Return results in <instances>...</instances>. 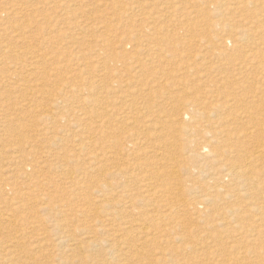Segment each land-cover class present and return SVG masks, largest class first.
<instances>
[{
    "label": "bare ground",
    "instance_id": "bare-ground-1",
    "mask_svg": "<svg viewBox=\"0 0 264 264\" xmlns=\"http://www.w3.org/2000/svg\"><path fill=\"white\" fill-rule=\"evenodd\" d=\"M167 1H169V0H167ZM186 1H184L182 4L184 5V3ZM202 1L203 0H199L198 2L197 1L191 2V0H188V3L190 4L189 9H191V10L187 11V9H186V11H184V9H183V13H187L188 15L189 14H192V15L196 14L197 12L195 13L194 12L195 10L193 11V9L194 8L196 9V7L201 6L200 2H202ZM206 1L208 2L209 0H205V2ZM233 1H235V0H232L231 2L226 1L223 3H220V2L217 3V9H215V10H217V12L218 11L221 12V14L223 15L222 18H223L224 22H223V26H222L223 27L222 32H221V34H216V33L212 34L213 32L210 33V31H209L207 33L208 35L206 37L204 36L205 39L207 38L206 39L207 41L206 40L205 41L208 43L207 45L209 48L212 49V51L208 57H206V55H202L204 57L202 58L201 61L191 63L192 65L190 67L189 66L187 67V70L189 69L188 72H191V74L189 73L191 79H189V76H186V78H188V79L185 81L186 82L189 81L193 85V90L190 93V95H192V97L189 96V99L187 100V102H183L181 107L179 104H176L174 107V111H173L174 117L171 116V118H170V119H175V120H171V124L167 123V124H169L168 127L163 126L165 128L164 130L168 131L169 129L167 130V128H170L169 131H171V128H174L176 126V124L178 123L177 122L175 124V121H177V120L181 121L182 123L179 122L178 124L181 123L182 125L181 126L179 125L178 129L181 128L180 131L182 130L183 133L188 134L189 141L192 143L191 144L192 146H190V152L194 153L196 156L211 155V161H210V159H208V161L211 162V163H209V165L210 164L211 165L210 166L208 165V168L205 170H202V171L199 170L200 174H204L202 176L206 177V179H204L205 181L202 182L203 184L205 183V186H201L199 184L198 181H200V180L196 181L197 179H200V177H198L196 179H192L195 181L194 184L195 183L199 184V186H200L199 188H201L203 190L202 191L200 189L201 191H199L202 193V195L198 197L199 198L198 201H197V198H192L193 196H197L195 193H196V191L198 192V190H199V188L197 187L198 185L197 186L195 185L196 187H194V188L191 187L192 189H187V186H186L188 184L187 182H189V180H191L192 172L194 170H196V168H194V166H192V167L188 166L187 169H185L186 174H187V176H186L187 178L185 180H182L183 178H180V176H179V174H181V173H179L180 170L176 169L177 166H179L178 165L179 163H177V161H176L178 159H176L175 156L173 154H171V152L174 153L175 151L168 152L169 153L168 155H167V153L165 155L163 153V151L161 152L162 154H164V157L165 156L168 157L167 162H165V161H163V162H165L166 165H169V168H167L168 167L167 166L166 168L161 169V168H156L157 166L159 167V165L154 167L151 164H145L146 162H148V158H149V155H148L147 161H145L144 164H141V165L136 167V169H138L140 171V173H138V174H136V173L134 174L133 169L131 172L128 171L127 168H128L129 164L126 167H122V168H120L118 165L117 166L119 168L112 167L115 169L113 172L110 169V167L112 165H111V163H109V160H108L109 154L112 153L113 151H116L115 153L118 155L119 151L121 153L122 151H124L126 148H128L130 146L135 147L137 144H139V141H141L140 138L143 135H145L144 132H147L145 130L143 132L144 134L142 133L141 134L142 136L139 137L140 136L139 133H141L143 130L140 131L139 133H138V130H137V132L135 131V132L131 133V130L125 131V130L118 128V127L115 128V126L117 125L118 122L128 121V123H130V124L139 123V120L142 121V119H138V117L142 118V116L145 117L143 119H146V116H144L143 114L148 113V112L150 114L151 110L154 109L155 103L153 102L154 104H152V103L148 102L145 97L151 96L153 93L155 94L153 88H154V84L156 83V81L158 79L155 77L159 76V74L163 75L162 72L153 71L151 69L152 63L154 61H157L159 63L165 62L167 64L170 61H173L174 63H176L175 61L181 58V53L177 54L176 52H174L176 49L175 45L177 44L178 47L182 46L180 38H176L177 37V35H175L176 31H175V33H173L174 35L172 34L173 36L171 34H169V30H167L166 32H162L163 31L162 29H164L167 24L164 26V28L158 27V25H156V26L153 25V27H154L153 29H152V27L150 30L147 29V30L152 31V32L145 33L146 35H143V37L141 39L142 44H139V46H138V44H136V45H129L128 44V46L131 49L130 50L131 54H133V57L137 56V58H136L137 64H135L136 65L135 67L132 66L135 63L134 61H133L134 63L132 65H130V64L126 63V60L124 61L123 58L119 57V55L122 53L117 52V55L115 54L114 56H109V60H108L107 57H105V55H106L105 51L109 48V45L108 46H105V45L112 43L114 41V38H117V33L119 30H121L120 27L122 26V24L121 25L115 24L116 26L111 24L112 26L111 25L110 26H108V25L104 26L103 32H104L105 36H103L101 39H99V40H101L102 44L97 50V54L95 56L96 58L94 59L95 61L94 60H92V61L85 60L86 63L83 66L84 69L79 70L81 72L80 79H79L80 84L77 81V74L73 75V77L71 79L72 81H67V80H65V77L62 76L61 81L62 82L64 81V84L62 85L61 88H58L57 91L53 88L50 92H47V93L43 92L46 94V96L48 95V97H47L48 99L45 102L46 106H44L43 108H39L41 116H40V119L34 125L35 129L27 128V127L21 125L19 130H18V134L15 136V138H13V139L5 138V140L0 139V145L3 144L4 148H6V147L9 148L8 149L9 150V156L7 157L9 159L8 160V166L6 168L0 167V169H1L0 170V211H2L1 208L4 206H5V208L9 207L8 208V210H9L10 205L7 206V204L14 205V207L11 209L12 213L9 211V213L14 214V215L8 214L5 221H8L9 223L14 222L18 217L17 214H15V213H17L20 209L27 207L26 203H22L18 200L20 191L13 192V189H18V188L21 191H22V189L28 191L26 194H33L34 192L37 191L38 195L36 196V200L34 201V204L40 210L48 211L49 215H52L54 217H56V216L66 217V216H68V213L66 212V210L74 211L75 212V214H74L75 221H78V222H81L80 217H83L86 214H89L88 213L89 209H90L89 207L91 205L99 204L101 206L100 208L97 207V209H96V206H94L95 207L94 211L97 210L98 212H96V213L98 215L92 217L91 216L92 212H91L90 216L93 219L91 220V222L89 221V223L86 222V224H84V227L82 229V231H83L82 235H84V239L82 238L80 240L77 238H73V239L70 238L69 240H66L67 236H65V235H63L59 238L60 242H67V250H66L67 258L61 264H126L125 262H127V261L130 262L132 260L136 261L138 264H144V262L148 263V261H152L151 264H158L159 260L162 261L165 258L159 259L157 257V254L154 255L151 251L146 249L145 244H147L150 241H156L158 239L161 242L162 241L166 242L165 238L170 235L169 231L175 230L176 227H178L179 229L185 230L186 225L184 224L183 221H180L179 214H178L179 211H189V208L192 207L194 209V213L192 212L193 214H191V216L192 215H193V217L196 216V219L201 220V215L208 212L209 210L212 211L216 207V202L218 200L225 202V201H228L229 199L237 198V199H239L238 202L240 201L242 203L247 202V201L243 202L244 201L243 199H245V200H247V199L251 200L252 199L251 203L254 200L258 201L257 203L255 202L256 205H258L260 203H264V96H258L261 93L257 95V92L250 91L251 89L255 90V88H251V86H253V85H251L249 83V79L253 76L252 75L249 78L250 71L252 68H257L258 69L257 71L260 70L261 74L264 73V38L260 40V38L264 37V35H262V33L264 34V30H262V29H264V27H263V25L262 26L260 25L261 24L260 20L264 19L263 18L264 15H262L264 12L262 14L258 13V11H260V10L262 11L261 8H263V6L262 7L260 6L261 4L259 5L260 6L259 8L257 7L258 4H256V2L259 0H257V1H255V0H242L241 2L238 1L237 5H236L237 1L235 3H232ZM262 1H264V0H262ZM158 2H160V1H158ZM158 2H156V3H158ZM170 2H172V1L170 0ZM175 2H176V0H175ZM214 2H216V1H214ZM127 3H129V2H127ZM127 3H125V4H127ZM131 3L132 2H130V4ZM147 3H149V2H147ZM147 3H145V8H148V7H146ZM152 3H150V4H152ZM163 3L166 4L167 2H163ZM177 3H180V2L177 1ZM177 3H175V4H177ZM203 3H204V1H203ZM65 4L67 6V3H65ZM231 4H234V5H231ZM250 4H252V6L254 5L256 11H250L249 10ZM143 5H144V2H143ZM168 5H171V4L169 3ZM183 5H181V6L179 5V6L182 8ZM210 5H212V3ZM124 6L127 7V5H124ZM130 7H132V5H130ZM150 7H151L150 8L151 10H153V8H155L154 6H153V8H152V6H150ZM164 7H167V6H164ZM170 8H171V6H170ZM178 8H177V10H178ZM183 8H185V7H183ZM204 8H206V7H204ZM161 9L160 10L158 9V10L161 11ZM173 9L176 10L175 8H173ZM173 9H171V10H173ZM145 10H147V9H145ZM156 10H157V8H156ZM14 11H16L15 8H14ZM197 11H199V10H197ZM203 11H205V10H203ZM214 12L217 13L216 11H214ZM248 12H250V13H248ZM125 13L128 14L129 12L128 11L126 12L124 9V12H122V13L120 12V14H118L119 18H121L120 20L124 19ZM142 13H144L143 10H142ZM142 13H139V14H142ZM169 13H170V11H169ZM208 13H209V11H208ZM172 14H174V12ZM210 14L212 15V13H210ZM17 15H18V13H17ZM132 15H133V13H132ZM146 15H147V13H146ZM179 15H180V13H179ZM155 16H157V13ZM161 16H164V15H161V13H160L159 17H161ZM227 16H229V17L231 16V18L228 17V19H226ZM149 17H152V16H149ZM159 17L157 16V18H159ZM171 17H172V15H171ZM138 18H137V20H138ZM165 18L166 17H164V20H165ZM199 18H201V17H199ZM140 19H142V18H140ZM148 19L150 20V18H148ZM137 20H136V22H137ZM182 20L185 21V19H182ZM216 20H218V21L211 22V24L213 26H216L219 23H221L219 21V18L218 19L216 18ZM150 21L153 22V19ZM155 21L157 22V20H155ZM168 21H170V19H168ZM200 21H202V20H200ZM2 22H3V20L2 21L0 20V24ZM141 22H142V20H141ZM192 22H194V19L192 20ZM179 23H180V21H179ZM6 24H3L2 26L6 25ZM19 24H17V25H19ZM68 24H67V26L71 25L69 23V21H68ZM145 24H147V23H144V26H145ZM149 24H151V23H149ZM10 25L13 26L12 23ZM23 25H24V23H23ZM98 25L99 24H97V26ZM186 25H187V23H186ZM27 26H28V24H27ZM169 26H170V28L172 27L170 24H169ZM175 26H177V24ZM188 26L193 27L194 24H189ZM24 27H25V25H24ZM74 27L77 28L76 26H74ZM96 27L92 28L91 30L94 29V31H95ZM217 27H219V26H217ZM0 28L3 30L4 27L0 26ZM13 28H14V26H13ZM33 28H31V29H33ZM35 28L37 29V31L39 30L37 27H35ZM99 28L96 30H99ZM101 28H100V30H101ZM147 28H148V26H147ZM174 28L175 27H173V30H174ZM6 29H7V27H6ZM18 30H19V28H18ZM44 30H42L43 33H44ZM66 30H68V29H66ZM74 30L77 31V29H74ZM74 30L72 28V29H69L68 31H65L61 35L62 39L68 38L67 34L73 33ZM176 30H178V29L176 28ZM181 30H182V28H181ZM186 30H187V28H186ZM88 32L82 31V35H84V33L86 34ZM188 32H190V30ZM11 33L13 34V36H11V34L9 33L10 34L9 43H7L6 41H5V44L0 43V90L3 89V90H1L2 92H0V132L2 131V128H1L2 125L7 120L5 115H7L13 109H16L18 106V104H16V103L10 104L11 102L5 98L9 96L10 92L14 93V94L25 92L26 93V99L24 100V102L29 104L30 101H28V100H30V99L33 100V96L37 95L39 93L38 90H39V87L41 85V83H39V81L36 82L33 80L38 79L37 77L40 74H44L45 75L44 77L48 78L47 77L48 75L46 76V73H48V72H46V69L48 66L44 67L43 64L49 65V62H52L51 61L52 57L47 58L44 55V52H43L44 50H40V48L42 46H44L45 44L50 46V44L53 43L52 42L53 36H50L51 35L50 33H48V35H49L48 38L45 35V33L42 34L40 32L38 34H33L35 32L32 33L31 30H27V31L24 30V32L22 31V33H20V32L18 33V31H16L14 29V30H11ZM142 33H144V32H142ZM185 33H187V32H185ZM5 34L8 35V33H5ZM14 34L17 37H15ZM73 34H75V33H73ZM0 36H1V34H0ZM182 38H184V37H182ZM16 39H17V42H14V43H16V45H13L12 41L13 40L16 41ZM76 39H78V38H76ZM4 40H5V38H4ZM138 40H140V39H138ZM185 40L186 39H184L182 41H185ZM130 41H132V40H130ZM116 42L118 43L117 40H116ZM230 42H232L233 44L231 43L232 46L229 50L228 46H226V45ZM19 43H20V45L25 44L24 45L25 49L23 48L24 50H21L22 48L20 49L21 51L20 50L17 51L15 49V47ZM126 44H125V46H126ZM62 45H61V47H62ZM67 45L69 46V43ZM79 45H81V44H79ZM112 45L115 46L116 43L115 44L112 43ZM118 45H120V49L122 48L121 46H123V44L121 42L118 43ZM68 46H66V50H67ZM103 46H105V47H103ZM200 47H201V45L198 46V48H200ZM202 47H203V45H202ZM70 48H72V46ZM81 48H79V49L81 50ZM204 48H205V46H204ZM72 49H74V48H72ZM59 50L57 52H59ZM41 51L43 53H41ZM73 52H74V50H73ZM203 52H204V50H203ZM64 53H66V52L64 51ZM64 53L62 55L66 56ZM71 53L72 52H70V54ZM81 53H82V55L86 56V52L84 53L83 50L80 51V55H81ZM200 53H198V54H200ZM123 54L125 55V53H123ZM198 54H197V57H199L201 55L200 54L198 56ZM141 55H143V56L145 55V57L140 58ZM57 56H58V54H57ZM75 57H76L75 59H77V56H75ZM126 58H128V57H126ZM78 59H80V58L78 57ZM64 61H62V62H64ZM67 61H69V60H67ZM77 61H78V64H80L79 60H77ZM81 61H82V59H81ZM68 63H70V61ZM71 65H73V64H71ZM69 66L70 65H68L67 67L69 68ZM64 67H65V65H64ZM98 68H100L98 70V73L105 72V74H111V78L109 81H106L104 78H99V79H95L94 77L90 78L87 71H90V70L97 71ZM65 70H66V68H65ZM74 70H75V68H74ZM48 71H49V69H48ZM253 71H254V69H253ZM257 71H255V75H256ZM147 72H151V75L153 76L152 79L154 78L156 80H153L151 82V81H149V80H151V78L150 79L147 78L149 80H146L147 82L142 84L138 80H141L142 76L147 77L145 75V74H147ZM60 73H61V68L51 69L50 78L51 77L52 78L58 77ZM124 73L128 75V76L126 75L128 77V78H126V80L124 78H122V76H124L123 75ZM73 74H75V73H73ZM70 75H71V73H70ZM259 76H263V75L259 74ZM117 78H119V79H117ZM134 78H135V80H136V78L138 79L137 82L134 80ZM121 80H125V82L123 83ZM260 80L264 81V76ZM252 81L253 80H251V82ZM256 81H258V80H256ZM140 84L145 85V87H139V86H141ZM149 84H151V85L149 86ZM257 85H258V88H261V86H262L258 83H257ZM259 85H260V87H259ZM160 86H161L162 90H165V88H163V85L160 84ZM247 87H249L251 89L250 90L248 89L249 91H247L245 89ZM172 88H174V87H172ZM175 89H177V88H175ZM171 90H173V89H171ZM166 91H167V89H166ZM263 91H264V89H263ZM259 92H261V90L258 91V93ZM118 93H119V95H117ZM163 93H165V92H163ZM41 94H40V97H42ZM263 94L264 93H262V95ZM110 95H112V96H110ZM155 95H157V94H155ZM155 95H154V97H155ZM37 97L39 98L38 95H37ZM160 97H161V95H160ZM111 98H113V100H111V102H108L109 99H111ZM178 98H180V97H178ZM106 100H108V101H106ZM184 103H187V104H184ZM74 104H78V109ZM87 104L89 105L90 108L92 107V110L88 111L87 109L84 108V106ZM177 105H179V106H177ZM95 106H99L100 109L104 107L103 108L104 111L103 110L102 111L96 110L94 108ZM237 111H239V112H237ZM128 114L131 115V117H132L131 119L137 118V121H136V119H135V121H133V120L129 121L130 115L128 116ZM151 116H152V114H151ZM163 116H161V117H163ZM158 118H159L158 120H163V119H160V116ZM122 119H123V121H117V120H122ZM153 120L154 119H152V121ZM164 120H165V118H164ZM147 121H146L147 125H145L146 124L145 120L142 121L145 123L144 124L145 127L148 126L149 128H152V126L150 127V124H152L153 122H151L150 118H148ZM156 121H154V122H156ZM166 121H168L167 118H166L165 122ZM164 124L165 123H163V125ZM174 124H175V126H174ZM157 125L160 126V124H157ZM132 127H134V126H132ZM135 128H136V126H135ZM158 128L160 129V127H158ZM152 129H151V131H152ZM175 129H176V127H175ZM176 130H172V131H176ZM155 131L156 130H154V132ZM25 132H27V135H23V134H25ZM157 132H159V131H157ZM149 133H150V131H149ZM167 133L163 134V135H167ZM175 133L177 134V132H175ZM176 134H172V137H173V135H176ZM182 134H181V136H182ZM110 135H112L113 141L109 139ZM113 135H115V136H113ZM179 135H180V133H179ZM151 137H152V135H151ZM155 139H159V137L156 138V136H155ZM86 140H89V141L86 143ZM149 140H150V138H149ZM177 140H178V138H177ZM38 141H39V143L44 142V144L46 146L42 147L44 149H42L40 152L35 151V156H29L28 153L24 151V149L31 151L30 154L33 155V151L35 150L34 149L35 144H36V142L38 143ZM148 141H146V142H148ZM182 143H184V142H182ZM42 144H41V146H42ZM152 144H154V142ZM158 144H157V146H159ZM171 144H172V142H171ZM178 144H179V142H178ZM92 145L93 146H99L100 148L96 149L95 152H94L95 149L93 148L94 153H92L91 155L88 154L87 156L84 155L83 152L85 150H87V147H90V146L92 147ZM163 145H165V144H163ZM168 145H169V141H168ZM139 146L141 147L143 145L140 144ZM147 146H149V145H146V150L148 151L149 148L147 149ZM169 147L167 146V148H169ZM182 147L180 146V148H182ZM167 148L165 146V149H167ZM172 148L174 149L173 146H172ZM151 149H154V148H151ZM156 149H157V147H156ZM71 150L73 152H71ZM155 150H152V151H155ZM134 151H135V149L133 150V152ZM152 151H151V153H152ZM181 151H183V150H181ZM181 151H180V153H181ZM36 152H38V153L36 154ZM129 152H130V150H129ZM136 152H137V150H136ZM143 152H144V148H143ZM148 152H150V151H148ZM176 152H177V154L179 153L178 150ZM190 152H189V154H190ZM136 154L138 155V153H136ZM186 154H188V153H186ZM7 155H8V152H7ZM125 156L127 157V154ZM144 156L147 157V154L146 155L144 154ZM176 156L178 158L179 155H176ZM133 157H132V159L134 160ZM158 157H160V156H158ZM162 157H160V158H162ZM0 158H1V156H0ZM155 158H157V157H155ZM203 158H205V157H203ZM139 159L140 158H138V162H140ZM179 159H180V157H179ZM181 159H182V156H181ZM190 159H191V157H190ZM131 160L130 161L128 160L127 162H131ZM122 162L124 163V161H122ZM155 162H156V160H155ZM14 163H22V166L20 168L13 169L12 165H14ZM106 163H109V164H106ZM120 163H121V161H120ZM134 163H135V165H137L136 162H134ZM165 163H162V164L164 165ZM184 163H186V162H184ZM194 163L195 162H193L192 165ZM116 164H115V166H116ZM123 166H125V165H123ZM184 166L186 167V165H184ZM133 167H135V166L133 165ZM126 169H127V171H126ZM202 169H203V166H202ZM144 170L146 171V172H144L146 174L145 175L143 174L144 176H141V173ZM197 171H198V169H197ZM94 172L99 173L101 175V179L95 180L93 178V175L90 176ZM127 172H129V173L126 174ZM183 174L185 175V173H183ZM14 177L16 178V181L11 183L10 180L13 179ZM111 177H116V178L120 177L122 185H119L116 182L115 183H116L117 187H123L124 188L122 194L119 192L120 193V195H119L117 193V191H115V186L112 185V183H111L112 180H110ZM116 178H114V179H116ZM18 180H20V181H18ZM21 180H24V181L22 182ZM88 180L91 183L90 184L88 183L87 187H85L86 181H88ZM172 180H174V181L172 182ZM192 180H191V182H192ZM191 182H189V183H191ZM174 185L176 187H174ZM116 190H119V189H116ZM81 191L85 192V197H83V199H82L83 193L81 194ZM120 191H122V189H120ZM133 192H137V194L136 193L132 194ZM91 195H93V196H91ZM198 195H200V193ZM173 196H175V197L180 196L181 198L176 200L174 203H171V202H169V200L172 199ZM91 197H95V199H96L95 203L89 202ZM157 198H159V199L161 198L160 202H158L159 200ZM156 200H158V201H156ZM229 202H231V200H229ZM233 202H231V203L233 204ZM226 204H227V202H226ZM234 204H236V203H234ZM248 204H250V203H248ZM147 205H148V207L153 206V208L150 207L151 208V210H149L150 213L148 214V216L145 215L147 218V219L145 218L146 219L145 222H144V220H142L145 225L144 226L142 225L143 228H141L142 226L140 227L141 229L139 230V233H137V234H139L138 237H140V238H138V240H136L138 242L139 240L141 241V239H145V242L139 244L138 246H140V249L137 248V251H136V245L135 244L137 242L133 245L132 244L133 242L130 241V243L131 242L132 243L129 244L126 240H124V237L119 236V233L121 234V232L126 229V232L124 234H127L129 232H131V233L133 232L135 234V232L138 229V226H137L136 230L133 229V226H132L133 224L131 223L133 221H126V222L122 221L120 223L118 221V224H117L116 223L118 220L117 217H118L119 213H123V214L126 213L125 215H127V216H125V217H129V218L134 217V219L132 218V220L136 221L135 216H131V214L132 215L137 214V216H136L137 220H141V217L144 215V209H145V207H147ZM238 205H241V204H238ZM244 205H246V204H244ZM103 206H106V209H108V210H106V209L105 210L108 212H106L105 210L104 211L101 210V208ZM222 206H224V205H222ZM258 206H260V205H258ZM140 207H142V209H140ZM218 207H219V205H218ZM218 207H216L217 209H214V210H218L219 209ZM235 207L238 208V206H235ZM226 208H227V206H226ZM241 208H243V207L241 206ZM92 210H93V208H92ZM92 210H90V211H92ZM226 210H227L226 212H231V213L227 216L225 215V217H223V215H222L221 220L223 222L227 221L225 224L227 226V229L229 228L231 230L232 234L239 233L238 236H240V234L243 236V234H244L245 238H243L244 239L243 242H240V243H242V244L244 243V247L247 248V250H245V248H244L243 252H242V250L241 251L238 250L239 252L237 253L236 252L237 249L233 248L234 246H230V247L227 246L228 248H230V250H226V251L229 252V254L230 253L232 254V252H233L236 256L235 259L237 258V254L240 256L241 259L245 258V260L247 258L250 259V258H256V257L264 259V246L259 249L260 251L256 248H248L250 243H252V244H256L258 242L263 243L262 241L264 240V206L261 205L260 207L252 208V209L251 208L248 209V206H247V208L245 207V210L238 208V210H236V211H234V210L229 211V207H228ZM220 212H222V211H220ZM99 213H101V214L99 215ZM223 213H225L224 210H223ZM210 214H216V213H210ZM3 215H4V213H3ZM85 217H87V216H85ZM143 217H142V219H143ZM204 217H205V215H204ZM210 217H211V215H210ZM218 217H219V215H218ZM214 220L216 221L218 219H215V217H214ZM35 221L36 220H34V222ZM54 221H55V219H50V220H47L46 222L53 223ZM142 221H141V223H142ZM147 222L150 223V224H148L149 226L150 225L153 226L152 228H154V225L158 227V230L156 229L157 233H153V235L151 236L152 231H150V230H152V229H149V227L146 225ZM207 222H206V224H207ZM210 222L212 223V221H210ZM93 223L99 227L95 226V228L93 227L94 229H92L90 225ZM207 225H206V227H207ZM214 225H216V224H214ZM221 225H223V224H221ZM13 226H14V224H13ZM210 227L213 228V226H210ZM221 227L219 226V228H221ZM250 227H251V229H248ZM224 228H226V227H224ZM224 228L222 227V230ZM204 229L207 230L206 228H204ZM200 230L202 231V229H200ZM119 231H121V232H119ZM207 231H205V232H207ZM225 231H226V229H225ZM214 232L216 234V231H213V233ZM222 232H224V231H222ZM207 233H209V231ZM129 235H127V237ZM205 235H207V237H208L209 234L205 233ZM223 235H225V234H223ZM223 235H222V237H223ZM155 236H158V237L156 238ZM182 236H183V234H182ZM217 236H219V235L217 234ZM238 236H234V237L238 238ZM184 237L186 238V236H183L181 238H184ZM254 237H256V239ZM168 238L169 239L167 241H171V239L173 237L172 238L168 237ZM185 238H184V241H185ZM15 239H17V238L15 237ZM15 239H14V241H15ZM85 239L88 241L84 242L86 244V245H84L85 246L84 247L85 252H84L80 248L82 247L81 243L84 244L82 240H85ZM186 239H188V238H186ZM230 239H232V238H230ZM207 240H209V239H207ZM176 241H178V240H176ZM184 241H183V243H184ZM209 242L212 243V241H209ZM219 242H220V240H219ZM221 242H222V240H221ZM232 242H230V243H232ZM189 243H188V247H189V245L191 246V244H192V243L191 244H189ZM198 243L204 244L205 242L204 241L203 242L198 241ZM198 243H196V244H198ZM207 243H205V246L207 245ZM234 243H236V242H233L232 245ZM194 244H195V242H194ZM194 244H193V246H194ZM181 245H182V243H181ZM222 245H224V244L222 243ZM193 246H191V248ZM161 247H164V245ZM217 247H218V249L221 248V247L219 248V246H217ZM13 248H14V246H8V244H6V241L2 242L0 240V261H6V260L16 261L14 259L19 256V253L16 254L15 252H13ZM209 248H212V244ZM184 249H183V251H184ZM192 249L194 251L195 248H192ZM196 249H197V247H196ZM163 250H164V248H163ZM214 250L217 251L216 248ZM80 251H82V252H80ZM155 251H157V250H155ZM185 251H186V249H185ZM84 253H86V254H84ZM169 254H171V255H169V258L171 259L169 264H182L181 262L184 261V260L180 261L179 259L174 257V255L175 256L178 255L177 253H171L170 252ZM211 255L214 256L217 254L215 253V251H212ZM254 256H256V257H254ZM178 258H180V257H178ZM252 260L254 261V259H252ZM262 261L259 260L258 264H264ZM164 262H166V259L164 260ZM235 262H237V261H235ZM248 262L249 261H247L246 263H248ZM251 262L252 261H250L249 263H251ZM214 263H215V261H214ZM238 263H239V260H238ZM238 263H236V264H238ZM240 264H241V262H240Z\"/></svg>",
    "mask_w": 264,
    "mask_h": 264
},
{
    "label": "rangeland",
    "instance_id": "rangeland-1",
    "mask_svg": "<svg viewBox=\"0 0 264 264\" xmlns=\"http://www.w3.org/2000/svg\"><path fill=\"white\" fill-rule=\"evenodd\" d=\"M60 1V2H59ZM65 1V2H64ZM67 1V2H66ZM129 2V3H127V2ZM141 1V2H140ZM155 1V2H154ZM158 1H160V2H158ZM0 0V20L2 21L3 20V22L0 24V26L1 27H4L3 28V30L0 28V34H1V36H0V43H2V44H5V41L7 42V43H9V40H10V34H11V36H13V34L11 33V30H16V31H18V33L20 32V33H22V31L24 32V30L25 31H27V30H31L32 31V33L33 32H35V33H33V34H38V33H42V34H44L45 33V35L47 36V38L49 37V35H48V33H50L51 35L50 36H53L52 37V42L53 43H49L50 44V46L49 45H47V44H45L44 46H42L41 48H40V50H44L43 52H44V55L47 57V58H49V57H52L51 58V61L53 62H49V65L48 64H43V66L45 67V66H48L47 67V69H46V72H48V73H46V76L48 77V78H46V77H44L45 75L44 74H40L37 78L38 79H36V80H33V81H36V82H38L39 81V83H41V85H40V87H39V93L41 94V96L42 97H40V94L38 93L37 95L39 96V98L37 97V95H34L33 96V100H28V101H30V103L28 104V103H26V102H24V100L26 99V93L25 92H21V93H17V94H14V93H9V96L8 97H6L5 99H8L11 103L10 104H18V106H17V108L16 109H13L12 111H10L7 115H5L6 116V118H7V120L4 122V124L2 125V131L0 132V139H3V140H5V138H7V139H13V138H15V136L18 134V130H19V128H20V126L21 125H23V126H25V127H27V128H32V129H35V123L40 119V111H39V108H43L44 106H46L45 104V102L47 101V97H48V95L46 96V94L45 93H47V92H50L53 88L57 91L58 90V88H61L62 87V85L64 84V81L62 82L61 81V77L62 76H64L65 77V80H67V81H72L71 79H72V77H73V75H76L77 74V81H78V83L80 84V82H79V79H80V74H81V72L79 71L80 69L82 70V69H84V65H85V63H86V61L85 60H88V61H92V60H94L96 57V54H97V50H98V48L101 46V44H102V42H101V40H99V39H101L103 36H105V34H104V32H103V29H104V26H110L111 24L112 25H117V24H119V25H121L122 24V26L120 27V29L121 30H119L118 31V33H117V38H114V41L112 42V43H116V45L115 46H113L112 45V43H110V44H106L105 46H108L109 45V48L105 51V57H107V59L109 60V56H114L115 54L117 55V52L118 53H122V54H120L119 55V57H121V58H123L124 59V61L126 60V63L127 64H130V65H132L134 62V64L132 65V66H136L135 64H137V60H136V58H137V56H134L133 57V54H131V49H130V47L128 46V44L129 45H136V44H138V46H139V44H142V42H141V39H142V37H143V35H146L145 33H150V32H152V31H149L150 29H151V27H152V29L154 28L153 27V25H158V27H163L164 28V26H165V28L164 29H162L163 31L162 32H166L167 30H169V34H173V33H175V31H176V33H175V35H177V37L176 38H180V41H181V47H178L177 46V44L175 45L176 46V49H175V51L174 52H176L177 54H179V53H181V58L180 59H178V60H176L175 62L177 63H174L173 61H170L168 64L167 63H165V62H157V61H154L153 63H152V67H151V69L153 70V71H160V72H162L163 73V75H161V74H159V76H157V77H155V78H158L157 79V81H156V83L154 84V88H153V90H154V92H155V94H157V95H155L154 93L151 95V96H146L145 98L147 99V101L148 102H150V103H152V104H154V109H152L151 110V112H150V114H149V112L148 113H145V114H143L144 116H146V119H143V118H145V117H143L142 116V118H140V117H138V119H142V121L143 120H145V122L147 121V119L148 118H150V120H151V122H153L152 124H150V127L152 126V128H149L148 126H146L145 127V125H147V122H146V124L144 123V122H142L141 120H139V123H136V124H130V123H128V121H126V122H118L117 123V125L115 126V128H121V129H123V130H125V131H130L131 130V133L132 132H137V130H138V133L140 132V131H142L141 133H139L140 134V136L139 137H141L142 135V133L146 130L147 132H144L145 133V135H143L140 139H141V141H139V144H137L135 147H132V146H130V147H128V148H126L124 151H122L121 153H120V151L118 152V155L115 153L116 151H113L112 153H110L109 154V157H108V160H109V163H111V167H110V169H111V171L113 172L115 169L114 168H112V167H117V168H122V167H126L128 164V171L129 172H131L132 171V169H133V172H134V174L136 173V174H138V173H140V171L138 170V169H136V167L137 166H139V165H141V164H144L145 163V161H147V158H148V155H149V158H148V162H146L145 164H151V165H153L154 167H156L157 165H159V167L157 166L156 168H166L167 166V168H169V165H166V163L165 162H167V160H168V157H164V154L166 155V153H167V155L169 154L168 152H170V151H175L174 153H172L171 152V154H173L174 156H175V158L176 159H178V160H176L177 161V163H179L178 165L180 166H177V168L176 169H179L180 171H179V173H181V174H179V176H180V178H183L182 180H185L187 177V174H186V171H185V169H187V167L189 166H194V168H196V170H194L193 172H192V177H191V180L192 179H196V178H198V177H200V179H197L196 181H198V180H200V181H198L199 182V184L201 185V186H205V183L203 184L202 182H204L205 180L204 179H206V177L205 176H202V175H204V174H200V172H199V170H205V169H207L208 168V165H209V163H211L210 161H211V155H204V156H196L194 153H191L190 152V146H192L191 144V142L189 141V137H188V134H185V133H183L182 132V130L180 131V129H178V127H179V125L181 126L182 124V122L181 121H179V120H177V121H175V124L178 122H181L180 124H176V126H175V124H174V126L176 127V129H175V127L174 128H171V131H169L170 130V128H167V130L168 131H166V130H164L165 128L164 127H168V125L169 124H171V120H175V119H170L171 118V116L172 117H174L173 116V114H174V107H175V105L176 104H179L180 105V107L182 106V103L183 102H187V100L189 99V96L190 97H192V95H190V93L192 92V90H193V85L189 82V81H185V80H187L188 78H186V76H189V79H191V77H190V74H191V72H188V70H187V67L189 66H191L192 64L191 63H194V62H199V61H201L202 60V58L204 57V56H202V55H206V57H208L210 54H211V51H212V49L211 48H209L208 47V43L206 42L207 40V38L205 39L204 38V36L206 37L208 34V32L210 31V33H212V34H214V33H216V34H221V32H222V26H223V15L221 14V12H217V10H215V9H217V3L218 2H220V3H223V2H231L232 0H214V1H216V2H214L213 0H209L208 2L206 1L205 2V0H203L204 1V3H203V1L202 2H200L201 3V6H199V7H196V9L194 8L193 9V11L196 13V14H187V13H183V9H184V11H186V9H187V11H190L191 9H189L190 8V4L188 3V0L186 1V0H176V2H175V0H171L172 2H170V0L169 1H167V0ZM177 1L178 2H180V3H177ZM184 1H186L185 3H184V5L182 4ZM195 1H199V0H191V2H195ZM213 1V2H212ZM237 1V2H236ZM238 1L239 2H241L242 0H235V1H233L232 3H235L236 2V5H237V3H238ZM255 1H257V0H255ZM261 1V2H260ZM127 3V4H125V3ZM130 2H132L131 4H130ZM137 2V3H136ZM143 2H144V5H143ZM147 2H149V3H147ZM153 2V3H152ZM156 2H158V3H156ZM163 2H167L166 4H164ZM259 2V3H258ZM263 2V3H262ZM60 3V4H59ZM65 3H67V6H66V4ZM69 3V4H68ZM145 3H147L146 5V7H148V8H145ZM150 3H152V4H150ZM171 4V5H168V4ZM175 3H177V4H175ZM212 3V5H210ZM214 3V4H213ZM63 4V5H62ZM132 5V7H130V5ZM139 4V5H138ZM143 6H142V5ZM156 4V5H155ZM203 4V5H202ZM207 4V5H206ZM209 4V5H208ZM256 4H258V8L261 6H263V8H261L262 9V11L260 10V11H258V13H263L264 12V1H262V0H259V1H257L256 2ZM261 4V5H260ZM79 5V6H78ZM124 5H127V7H125ZM141 5V6H140ZM174 5V6H173ZM178 5V6H177ZM181 5H183L182 6V8L180 7ZM205 5V6H204ZM231 5H234V4H231ZM260 5V6H259ZM65 8H64V7ZM150 6H152V8H153V6L155 7V8H153V10H151L150 8ZM158 6V7H157ZM160 6V7H159ZM163 8H162V7ZM164 6H167V7H164ZM169 6V7H168ZM170 6H171V8H170ZM188 6V7H187ZM15 8V10L16 11H14V8ZM125 7V8H124ZM141 7V8H140ZM175 8L176 10H174L173 8ZM178 8V10H177V8ZM183 7H185V8H183ZM204 7H206V8H204ZM210 7V8H209ZM249 7H250V11H256L255 10V7H254V5L252 6V4H250L249 5ZM256 7V8H257ZM11 8V9H10ZM140 8V9H139ZM156 8H157V10H156ZM162 8V9H161ZM181 8V9H180ZM124 9H125V11L127 12H129L128 14L127 13H125V17H124V19L123 20H120L121 18H119V16H118V14H120V12L122 13V12H124ZM143 10V12L144 13H142V10ZM145 9H147V10H145ZM161 9V11H159V10ZM164 9V10H163ZM171 9H173V10H171ZM180 9V10H179ZM138 12H137V11ZM141 10V11H140ZM146 12H145V11ZM157 12H156V11ZM197 10H199V11H197ZM203 10H205V11H203ZM149 11V12H148ZM164 11V12H163ZM166 11V12H165ZM169 11H170V13H169ZM179 11V12H178ZM181 11V12H180ZM201 11V12H200ZM208 11H209V13H208ZM214 11H216L217 13H215ZM15 12V13H14ZM153 12V13H152ZM163 12V13H162ZM174 12V14H172ZM17 13H18V15H17ZM132 13H133V15H132ZM139 13H142V14H139ZM146 13H147V15H146ZM156 13H157V16L159 17L160 16V13H161V15H164V16H161V17H159V18H157V16H155L156 15ZM159 13V14H158ZM179 13H180V15H179ZM183 13V14H182ZM210 13H212V15L210 14ZM221 15H220V14ZM248 13H250V12H248ZM252 13V12H251ZM16 14V15H15ZM178 14V15H177ZM141 15V16H140ZM144 17H143V16ZM171 15H172V17H171ZM183 15V16H182ZM187 15V16H186ZM199 15V16H198ZM215 15V16H214ZM217 15V16H216ZM220 15V16H219ZM262 15H264V13L262 14ZM139 18H138V17ZM148 16V17H147ZM149 16H152V17H149ZM189 16V17H188ZM193 16V17H192ZM154 17V18H153ZM163 17V18H162ZM164 17H166L165 18V20H164ZM170 17V18H169ZM177 17V18H176ZM180 17V18H179ZM188 17V18H187ZM194 19V22H192V18ZM197 17V18H196ZM199 17H201V18H199ZM215 17V18H214ZM228 17L229 16H227L226 17V19H228ZM137 18H138V20L140 19V18H142V19H140L139 21L137 20ZM148 18H150V20H152L153 19V22L152 21H150ZM176 18V19H175ZM179 18V19H178ZM185 19V21L184 20H182V19ZM214 18V19H213ZM216 18L218 19L219 18V21L221 22V23H219L218 25H216V26H213L212 24H211V22H215V21H218V20H216ZM229 18H231V16L229 17ZM264 18V17H263ZM168 19H170V21H168ZM197 19V20H196ZM23 20V21H22ZM71 20V21H70ZM136 20H137V22H136ZM141 20H142V22H141ZM155 20H157V22L155 21ZM191 20V21H190ZM200 20H204L203 22L202 21H200ZM257 20V19H256ZM264 19H261L260 21H261V26L263 25V27H264ZM6 21V22H5ZM22 23H21V22ZM68 21H69V23L71 24L70 26H67V24H68ZM135 21V22H134ZM147 21V22H146ZM149 21V22H148ZM173 21V22H172ZM179 21H180V23H179ZM184 21V22H183ZM8 22V23H7ZM10 22V23H9ZM26 22V23H25ZM64 22V23H63ZM66 22V23H65ZM72 22V23H71ZM114 22V23H113ZM170 22V23H169ZM179 24H178V23ZM202 22V23H201ZM7 23V24H6ZM12 23V25L14 26V28H13V26H11L10 24ZM20 23V24H19ZM23 23H24V25H25V27H24V25H23ZM144 23H147V24H145V26H144ZM149 23H151V24H149ZM155 23V24H154ZM158 23V24H157ZM182 23V24H181ZM186 23H187V25H186ZM200 23V24H199ZM260 23V22H259ZM3 24H6V25H4V26H2ZM17 24H19V25H17ZM27 24H28V26H27ZM30 24V25H29ZM97 24H99L98 26H97ZM169 24L172 26L171 28H170V26H169ZM177 24V26H175ZM189 24H194V26L193 27H189L188 25ZM23 25V26H22ZM69 25V24H68ZM97 27H96V26ZM111 25V26H112ZM115 25V26H116ZM162 25V26H161ZM174 25V26H173ZM183 25V26H182ZM9 26V27H8ZM27 26V27H26ZM40 28H39V27ZM44 26V27H43ZM74 26H76L77 28H75ZM144 26V27H143ZM147 26H148V28H147ZM187 26V27H186ZM197 28H196V27ZM217 26H219V27H217ZM6 27H7V29H6ZM13 29H12V28ZM29 27V28H28ZM33 28V29H31V28ZM35 27H37L39 30L37 31V29L35 28ZM67 27V28H66ZM94 27H96L95 28V31H94V29L93 30H91L92 28H94ZM101 28V30H100V28ZM173 27H175L174 28V30H173ZM187 28V30H186V28ZM9 28V29H8ZM17 28V29H16ZM18 28H19V30H18ZM45 30H44V29ZM73 28V30L74 29H77V31L76 30H74L73 31V33H75V34H73V33H70V34H67L68 35V38H66V39H62V37H61V35L65 32V31H68L69 29H72ZM99 28V30H96V29H98ZM145 28V29H144ZM176 28L178 29V30H176ZM181 28H182V30H181ZM221 28V29H220ZM36 29V30H35ZM66 29H68V30H66ZM82 29V30H81ZM141 29V30H140ZM147 29H149V30H147ZM166 29V30H165ZM212 29V30H211ZM6 32H5V31ZM34 30V31H33ZM41 30V31H40ZM42 30H44V33L42 32ZM52 30V31H51ZM90 30V31H89ZM190 30V32H188ZM216 30V31H215ZM221 30V31H220ZM262 30H264V29H262ZM10 31V32H9ZM37 31V32H36ZM82 31H89L88 33H84V35H82ZM141 31V32H140ZM215 31V32H214ZM220 31V32H219ZM47 32V33H46ZM103 32V33H102ZM139 32V33H138ZM142 32H144V33H142ZM180 32V33H179ZM185 32H187V33H185ZM5 33H8V35H6ZM10 33V34H9ZM132 33V34H131ZM137 33V34H136ZM179 34V35H178ZM182 34V35H181ZM184 34V35H183ZM44 35V36H45ZM174 35V34H173ZM172 35V36H173ZM262 35H264L263 33H262ZM14 36H15V34H14ZM84 36V37H83ZM139 36V37H138ZM180 36V37H179ZM15 37H17V36H15ZM14 37V38H15ZM171 37V36H170ZM182 37H184V38H182ZM186 37V38H185ZM203 37V38H202ZM261 37V36H260ZM259 37V38H260ZM4 38H5V40H4ZM75 38V39H74ZM76 38H78V39H76ZM215 38V37H214ZM264 37H262V38H260V40L261 39H263ZM3 39V40H2ZM18 39V38H17ZM17 39H16V41H12V44L13 45H16V43H14V42H17ZM76 41H74V40ZM138 39H140V40H138ZM184 39H186L185 41H182V40H184ZM63 40V41H62ZM116 40L118 41V43H122L123 44V46H121L122 48L120 49V45H118V43L116 42ZM129 40V41H128ZM130 40H132V41H130ZM200 40V41H199ZM206 40V41H205ZM259 40V39H258ZM4 41V42H3ZM67 41V42H66ZM191 41V42H190ZM64 42V43H63ZM78 42V43H77ZM190 42V43H189ZM63 45H62V44ZM69 43V46L67 45ZM71 43V44H70ZM74 43V44H73ZM127 43V44H126ZM204 43V44H203ZM232 42H230V43H228L226 46H228V49L230 50V48H231V46H232V44H231ZM65 44V45H64ZM76 44V45H75ZM79 44H81V45H79ZM125 44H126V46H125ZM186 44V45H185ZM201 45V47L200 48H198V46H200ZM214 44V43H213ZM24 45L25 44H23V45H20V43L15 47V49L18 51V50H20L21 48V50H24L25 48H24ZM61 45H62V47H61ZM198 45V46H197ZM202 45H203V47H202ZM66 46H68V48H67V50H66ZM72 46V48H74V49H72V48H70ZM76 46V47H75ZM81 48V50H83V52L85 53L86 52V56H84V55H82V53H81V55H80V49L78 48ZM81 46V47H80ZM105 46H103V47H105ZM125 46V47H124ZM204 46H205V48H204ZM217 46V45H216ZM20 47V48H19ZM49 47V48H48ZM208 47V48H207ZM24 48V49H23ZM70 48V49H69ZM180 48V49H179ZM204 48V49H203ZM214 48V47H213ZM218 48V47H217ZM61 51H60V50ZM72 49V50H71ZM80 51H79V50ZM125 49V50H124ZM204 50V52H203V50ZM211 49V50H210ZM219 49V48H218ZM222 49V48H221ZM20 50V51H21ZM53 50V51H52ZM59 50V52H57ZM73 50H74V52H73ZM85 50V51H84ZM122 50V51H121ZM55 51V52H54ZM64 51L66 52V53H64ZM68 51V52H67ZM125 51V52H124ZM128 53H127V52ZM42 51H41V53H43ZM70 52H72L71 54H70ZM201 52V53H200ZM48 53V54H47ZM51 53V54H50ZM65 54L66 56H64V55H62V54ZM123 53H125V55L123 54ZM130 53V54H129ZM198 53H200V54H198ZM56 54V55H55ZM57 54H58V56H57ZM76 54V55H75ZM197 54H198V56L199 57H197ZM48 55V56H47ZM51 55V56H50ZM132 55V56H131ZM187 55V56H186ZM75 56H77V59H75L76 57ZM202 56V57H201ZM78 57L80 58V59H78ZM126 57H128V58H126ZM132 59H131V58ZM143 57H145V55L143 56V55H141L140 56V58H143ZM54 58V59H53ZM58 58V59H57ZM81 59H82V61H81ZM60 60V61H59ZM65 60V61H64ZM67 60H69L70 61V63H68L69 61H67ZM74 60V61H73ZM77 60H79V63L80 64H78V61ZM136 60V61H135ZM182 60V61H181ZM62 61H64V62H62ZM77 63H76V62ZM81 61V62H80ZM95 61V60H94ZM128 61V62H127ZM134 61V62H133ZM67 62V63H66ZM75 62V63H74ZM83 62V63H82ZM156 62V63H155ZM190 62V63H189ZM52 65H51V64ZM155 63V64H154ZM71 64H73V65H71ZM78 64V65H77ZM160 64V65H159ZM167 64V65H166ZM186 66H185V65ZM64 65H65V67H64ZM68 65H70L69 66V68L67 67ZM177 65V66H176ZM254 65V64H253ZM60 66V67H59ZM82 66V67H81ZM64 67V68H63ZM255 67V66H254ZM54 68H61V73L59 74V76L58 77H51L50 78V72H51V69H54ZM65 68H66V70H65ZM74 68H75V70H74ZM48 69H49V71H48ZM72 69V70H71ZM100 68H98L97 69V71H93V70H90V71H87L88 72V75L90 76V78L91 77H94L95 79H99V78H104L106 81H109L110 80V78H111V74H105V72H101V73H98V70H99ZM253 69H254V71H253ZM63 70V71H62ZM69 70V71H68ZM186 70V71H185ZM258 69L257 68H252L251 69V71H250V76H249V83L251 84V85H253V86H251V88H255V90L254 89H251V88H249V87H247V88H245L247 91H249L250 89V91H252V92H257V95L258 94H260V95H258V96H264V94L262 95V93H264V91H263V89H264V81H261L260 79L264 76V73L263 74H261V71L259 70V71H257ZM74 71V72H73ZM255 71H257V73H256V75H255ZM260 72V73H259ZM70 73H71V75H70ZM73 73H75V74H73ZM190 73V74H189ZM149 74V75H148ZM177 74V75H176ZM259 74L260 75H263V76H259ZM68 75V76H67ZM124 76H122V78H124L125 80H126V78H128L127 76V74H123ZM127 75V76H126ZM147 77H145V76H142L141 77V80H138L137 78H136V80H135V78H134V80L137 82V80L139 81V82H141L142 84L143 83H145V82H147L146 80H149L150 78H151V80H149V81H153V80H156V79H152V75H151V72H147V74H145ZM161 75V76H160ZM257 76V77H256ZM147 78H149V79H147ZM117 79H119V78H117ZM50 80V81H49ZM125 80H121L123 83L125 82ZM144 82H143V81ZM251 80H253L252 82H251ZM256 80H258V81H256ZM32 81V80H31ZM42 81V82H41ZM262 83H261V82ZM255 82V83H254ZM258 84H260V85H262L261 86V88H258V85H257V83ZM179 83V84H178ZM159 84V85H158ZM160 84L161 85H163V88H165V90H162V88H161V86H160ZM170 84V85H169ZM174 84V85H173ZM255 84V85H254ZM71 85V84H70ZM141 85V84H140ZM151 84H149V86H150ZM180 85V86H179ZM183 85V86H182ZM260 85H259V87H260ZM72 86V85H71ZM139 86V85H138ZM169 88H168V87ZM174 87V88H172V87ZM177 86V87H176ZM180 88H179V87ZM185 86V87H184ZM139 87H145V85H141V86H139ZM171 87V88H170ZM175 88H177V89H175ZM184 88V89H183ZM258 88V89H257ZM263 88V89H262ZM166 89H167V91H166ZM171 89H173V90H171ZM249 89V90H248ZM257 89V90H256ZM1 90H3V89H1ZM0 90V92H2ZM169 90V91H168ZM171 90V91H170ZM261 90V92H259L258 93V91H260ZM43 92H45V93H43ZM163 92H165V93H163ZM159 93V94H158ZM170 93V94H169ZM117 95H119V93L117 94ZM154 95H155V97H154ZM160 95H161V97H160ZM167 95V96H166ZM170 95V96H169ZM110 96H112V95H110ZM163 96V97H162ZM178 97H180V98H178ZM43 98V99H42ZM45 98V99H44ZM179 99V100H178ZM111 100H113V98H111V99H109V101L108 100H106V101H108V102H111ZM154 102V103H153ZM184 104H187V103H184ZM76 107H77V109H78V104H74ZM179 105H177V106H179ZM156 106V107H155ZM84 108L85 109H87L88 111L89 110H92V107L90 108L89 107V105L87 104V105H85L84 106ZM96 110H99V111H102L103 110V108H101L100 109V107L99 106H95L94 107ZM80 109V108H79ZM104 111V110H103ZM162 112V113H161ZM237 112H239V111H237ZM151 114H152V116H151ZM130 114H128V116H129ZM164 115V116H163ZM116 116V115H115ZM114 116V117H115ZM160 116V119H163L164 120V118H165V120H166V118L168 119V121H166L165 122V120L163 121V120H158L159 117ZM161 116H163V117H161ZM156 119H155V118ZM132 117H131V115H130V120L129 121H135V119H136V121H137V118H133V119H131ZM152 119H154L153 121H152ZM157 120V121H156ZM88 121V120H87ZM117 121H123V119L122 120H117ZM154 121H156V122H154ZM160 121V122H159ZM162 121V122H161ZM142 123V124H141ZM163 123H165L164 125H163ZM167 123H169V124H167ZM145 124V125H144ZM157 124H160V126H156ZM144 125V126H143ZM131 126V127H130ZM132 126H134V127H132ZM135 126H136V128H135ZM138 126V127H137ZM140 126V127H139ZM144 128H143V127ZM162 126V127H161ZM164 126V127H163ZM158 129H156V128ZM158 127H160V129L158 128ZM150 131V133H149V131L147 130V129ZM134 131H133V130ZM141 129V130H140ZM151 129H152V131H151ZM162 129V130H161ZM154 130H156L155 132H154ZM163 132H161V131ZM164 130V131H163ZM172 130H176V131H172ZM157 131H159V132H157ZM166 131V132H165ZM152 132V133H151ZM154 132V133H153ZM168 132V133H167ZM173 132V133H172ZM175 132H177V134L175 133ZM183 134H182V133ZM143 133V134H144ZM167 133V135H163V134H166ZM170 133V134H169ZM179 133H180V135H179ZM148 134V135H147ZM155 134V135H154ZM158 134V135H157ZM160 134V135H159ZM172 134H176V135H173V137H172ZM181 134H182V136H181ZM23 135H27V132H25V134H23ZM147 135V136H146ZM150 135V136H149ZM151 135H152V137H151ZM170 135V136H169ZM187 135V136H186ZM113 136H115V135H113ZM145 136V137H144ZM155 136H156V138H158L159 137V139H155ZM176 136V137H175ZM32 137V136H31ZM30 137V138H31ZM147 137V138H146ZM150 138V140H149V138ZM153 138V139H152ZM176 140H175V139ZM177 138H178V140H177ZM109 139L110 140H112L113 141V138H112V135H110V137H109ZM139 139V140H140ZM174 139V140H173ZM188 139V140H187ZM149 140V141H148ZM159 140V141H158ZM180 140V141H179ZM89 140H86V143L88 142ZM146 141H148V142H146ZM166 141V142H165ZM168 141H169V145H168ZM175 143H174V142ZM188 143H187V142ZM141 142V143H140ZM151 142V143H150ZM154 142V144H152ZM156 142V143H155ZM161 142V143H160ZM171 142H172V144H171ZM178 142H179V144H178ZM181 142V143H180ZM182 142H184V143H182ZM44 142H40L39 143V141H38V143L36 142V144H35V147H34V151H33V155H31L30 154V152L31 151H29V150H27V149H24V151L25 152H27L28 153V155L29 156H35V151H41L42 149H44V148H42V147H45L46 145L44 144ZM143 143V144H142ZM159 143V144H158ZM165 144V145H163V144ZM41 144H42V146H41ZM143 145V146H139V145ZM157 144L159 145V146H157ZM184 144V145H183ZM146 145H149V146H147V149H148V151H150V152H148L147 150H146ZM153 145V146H152ZM145 146V147H144ZM165 146H166V148H167V146L169 147V148H167V149H165ZM172 146L174 147V149L172 148ZM180 146L182 147V148H180ZM156 147H157V149H156ZM176 147V148H175ZM95 150H94V149ZM98 148H100L99 146H93L92 145V147L90 146V147H87V150H85L84 152H83V154L84 155H91L92 153H94L95 151H96V149H98ZM137 148V149H136ZM141 148V149H140ZM143 148H144V152H143ZM151 148H154V149H151ZM180 148V149H179ZM9 148L8 147H6V148H4L3 147V144H1L0 145V156H1V158H0V167H3V168H6L7 166H8V156H9V150H8ZM92 149V150H91ZM135 149V151L133 152V150ZM139 149V150H138ZM151 149V150H150ZM156 149V150H155ZM93 150H94V152H93ZM129 150H130V152H129ZM136 150H137V152H136ZM152 150H155V151H152ZM178 150V154H177V151ZM181 150H183V151H181ZM151 151H152V153H151ZM157 151V152H156ZM159 151V152H158ZM163 151V153L164 154H162L161 152ZM180 151H181V153H180ZM7 152H8V155H7ZM71 152H73L72 150H71ZM86 152V153H85ZM143 154H142V153ZM147 152V153H146ZM189 152H190V154H189ZM38 152H36V154H37ZM136 153H138V155L136 154ZM149 153V154H148ZM156 153V154H155ZM183 153V154H182ZM186 153H188V154H186ZM121 154V155H120ZM127 154V157L125 156ZM133 154V155H132ZM144 154L146 155L147 154V157L146 156H144ZM160 154V155H159ZM179 155L178 156V158H177V156L176 155ZM185 154V155H184ZM132 155V156H131ZM157 155V156H156ZM134 156V157H133ZM138 156V157H137ZM146 158H144V157ZM158 156H160V157H162V158H160V157H158ZM181 156H182V159H181ZM187 156V157H186ZM126 157V158H125ZM130 157V158H129ZM132 157L134 158V160L132 159ZM143 157V158H142ZM155 157H157V158H155ZM179 157H180V159H179ZM185 157V158H184ZM189 157V158H188ZM190 157H191V159H190ZM202 157V158H201ZM203 157H205V158H203ZM138 158H140L139 159V161L140 162H138ZM166 158V159H165ZM132 159V160H131ZM196 159V160H195ZM206 159V160H205ZM208 159H210V161H208ZM130 161L131 160V162H127V161ZM137 160V161H136ZM155 160H156V162H155ZM183 160V161H182ZM120 161H121V163H120ZM122 161H124V163L122 162ZM136 162V164L137 165H135V163L134 162ZM144 161V162H143ZM162 161V162H161ZM163 161H165V162H163ZM182 161V162H181ZM191 161V162H190ZM200 161V162H199ZM207 161V162H206ZM119 162V163H118ZM138 162V163H137ZM155 162V163H154ZM184 162H186V163H184ZM193 162H195L193 165H192V163ZM205 162V163H204ZM109 163H106V164H109ZM117 163V164H116ZM127 163V164H126ZM134 163V164H133ZM162 163H165L164 165L162 164ZM190 163V164H189ZM200 163V164H199ZM115 164H116V166H115ZM125 165V166H123V165ZM181 164V165H180ZM186 165V167L184 166V165ZM188 164V165H187ZM207 164V165H206ZM114 165V166H113ZM119 167H118V166ZM133 165L135 166V167H133ZM200 165V166H199ZM211 165V164H210ZM209 165V166H210ZM13 166V169H17V168H20L21 166H22V163H14V165H12ZM202 166H203V169H202ZM82 167V166H81ZM131 169H130V168ZM182 167V168H181ZM184 168V169H183ZM127 169H126V171H127ZM136 169V170H135ZM197 169H198V171H197ZM1 170V169H0ZM125 171V170H124ZM137 171V172H136ZM129 172H127L126 174H128ZM144 172H146L145 170L141 173V176H144L146 173H144ZM95 173V174H94ZM94 173H92L90 176H92L93 175V178L95 179V180H99V179H101V175L99 174V173H97V172H94ZM183 173H185V175L183 174ZM199 173V174H198ZM144 174V175H143ZM194 175V176H193ZM114 178H116V177H111V179L110 180H112L111 181V183H112V185L113 186H115V191H117V193L120 195V193L122 194L123 193V187H117V185H116V183H118L119 185H122V182H121V180H120V177H117L116 179H114ZM119 178V179H118ZM114 180V181H113ZM119 180V181H118ZM191 180H189V182H191ZM11 181V183L12 182H14V181H16V178L14 177L13 179H11L10 180ZM18 181H20V180H18ZM22 182L24 181V180H21ZM174 180H172V182H173ZM116 182V183H115ZM120 182V183H119ZM189 182H187L188 184L186 185L187 186V189H192V188H194V187H196L197 185V187L199 188L200 186H199V184H194V180H192V182L191 183H189ZM90 184L91 182L88 180V181H86V185H85V187H87V184ZM191 184V185H190ZM194 185V186H193ZM196 185V186H195ZM174 187H176L175 185H174ZM192 187V188H191ZM116 189H119V190H116ZM120 189H122V191H120ZM201 188H199V190H198V192L196 191V195L197 196H193L192 198H197V201H198V197L199 196H201L202 195V193L201 192H199V191H201L200 190ZM17 191H20L19 192V197H18V200L20 201V202H22V203H26L27 204V207H24V208H22V209H20L17 213H15V214H17V219L14 221V222H11V223H9L8 221H5L6 220V217H7V215L8 214H11L12 213V211H11V209L14 207V205H11V204H7V206L8 205H10V209L8 210V208L9 207H6L5 208V206L4 207H2L1 209H2V211H0V240L3 242V241H6V244H8V246H14V248H13V252H15L16 254H18L19 253V256L17 257V258H15L14 260H16V261H8V260H6V261H0V264H61L62 262H64L65 260H66V258H67V253H66V250H67V242H60V240H59V238L61 237V236H63V235H65V236H67V238H66V240H69L70 238L71 239H73V238H77V239H84V235H82V233H83V231H82V229H83V227H84V224H86V222L87 223H89V221L91 222V220L93 219V218H91V216L92 217H94V216H97L98 214L96 213V212H98L97 210H95L94 211V209H95V207L94 206H96V209H97V207H101L99 204H95V205H91L89 208V214H86L85 216H87V217H85V216H83V217H80V219H81V222H78V221H75V217H74V214H75V212L74 211H70V210H66V212L68 213V216H66V217H64V216H62V217H60V216H56V217H54V216H52V215H49V212L48 211H42V210H40L38 207H36L35 206V204H34V201L36 200V196L38 195V193H37V191L36 192H34L33 194H26L28 191H26V190H24V189H22V191L18 188V189H13V192H17ZM203 191V190H202ZM120 192V193H119ZM83 193V194H82ZM137 194V192H133L132 194ZM200 193V195H198V194ZM81 194H82V199H83V197H85V192H83V191H81ZM194 194V195H195ZM91 196H93V195H91ZM192 196V195H191ZM190 196V197H191ZM254 197V196H253ZM179 198H181L180 196H177V197H175V196H173V198L172 199H170L169 200V202H171V203H174L176 200H178ZM158 200H156V201H158V202H160V200H161V198L159 199V198H157ZM95 197H91L90 198V200H89V202H91V203H95ZM229 200H231V202H233V204L231 203V202H229ZM228 201H225V202H223V201H221V200H218L217 202H216V207H218V205H219V209L218 210H214V209H217L216 207L212 210V211H208V212H206V213H204V214H202L201 215V220L199 219H196V216H194L193 217V215L191 216V214H193L194 213V209L191 207V208H189V211L191 212H189V211H179L178 212V214H179V219H180V221H183L184 222V224L186 225L185 227H186V229L185 230H183V229H179L178 227H176V229L175 230H170L169 231V234L171 235H169V236H167L166 238H165V241L167 242H161V241H159V239L158 240H156V241H150V242H148L147 244H145V247H146V249H148L149 251H151L154 255H156L157 254V257L160 259V258H162V259H166V262H164V260H162V261H160L159 260V263L158 264H169V262L171 261V259L169 258V255H171V254H169L170 252L171 253H177L178 255L177 256H175L174 255V257H176L177 259H179L180 261L182 260H184L183 262H181L182 264H236V263H238V260H239V263L238 264H240V262H241V264H258L259 263V260L260 261H262L263 263H264V259H262V258H257L256 256H254V257H256V258H247L246 260H245V258H240V256L237 254V258L235 259V254L232 252V254L230 253L229 254V252H227L226 250H230V248H228V247H230V246H234L233 248L234 249H237L236 250V252L238 253L239 251H241L242 250V252H243V250H244V248H245V250H247V248L246 247H244V243L242 244V243H240V242H243V238H245L244 237V234H243V236L240 234V236H238L239 235V233H235V234H232L231 233V230L228 228L227 229V226H226V222L227 221H222L221 220V217H222V215H223V217H225V215L227 216V215H229L231 212H226L227 210V208L229 207V211H236V210H238V208L239 209H242V210H245V207L247 208V206H248V209L249 208H257V207H260L261 205L262 206H264V203H260V204H258V205H260V206H258V205H256V203L258 202V201H252V203H251V200H245V199H243L244 201L243 202H246V203H242V202H238V200L239 199H237V198H234V199H229ZM193 201V200H192ZM226 202H227V204H226ZM229 202V203H228ZM256 202V203H255ZM224 203V204H223ZM234 203H236V204H234ZM248 203H250V204H248ZM238 204H241V205H238ZM244 204H246V205H244ZM248 204V205H247ZM222 205H224V206H222ZM238 206V208L237 207H235V206ZM87 206V205H86ZM93 206V207H92ZM226 206H227V208H226ZM241 206L243 207V208H241ZM255 206V207H254ZM151 207V206H150ZM150 207H148V205H147V207H145V209H144V217H143V219H142V217H141V220H137V214H135V215H132L131 214V216H135V219H136V221H134V220H132V218L134 219V217H132V218H129V217H125V216H127V215H125L126 213H119V215H118V220H117V224H118V221H119V223L120 222H122V221H124V222H126V221H133V222H131L133 225V229H137V226H138V229H137V231L135 232V234L132 232H129V233H127V234H124L125 232H126V229L125 230H123L122 232L121 231H119V232H121V234L119 233V236H122V237H124V240H126L129 244H131L132 242V244L134 245L137 241L136 240H138V238H140V237H138L139 236V234H137V233H139V230L141 229V228H143V226L145 225L144 224V222H145V220L147 219L146 218V216H148V214L150 213L149 212V210H151V208H153V206L150 208ZM231 207V208H230ZM92 208H93V210H92ZM150 208V209H149ZM224 208V209H223ZM106 209V206H103L102 208H101V210H105ZM140 209H142V207H140ZM221 209V210H220ZM224 210V212L225 213H223V210ZM232 209V210H231ZM8 210V211H7ZM90 210H92V211H90ZM106 210H108V209H106ZM105 210V211H106ZM9 211L11 212V213H9ZM37 211V212H36ZM215 211V212H214ZM219 211V212H218ZM220 211H222V212H220ZM92 212V213H91ZM95 212V213H94ZM106 212H108V211H106ZM120 212V211H119ZM147 212V213H146ZM193 212V213H192ZM3 213H4V215H3ZM7 213V214H6ZM90 213L92 214L91 216H90ZM146 213V214H145ZM210 213H216V214H210ZM28 214V215H27ZM101 213H99V215H100ZM189 214V215H188ZM3 215V216H2ZM11 215H14V214H11ZM121 215V216H120ZM146 215V216H145ZM204 215H205V217H204ZM208 217H207V216ZM210 215H211V217H210ZM218 215H219V217H218ZM28 216V217H27ZM215 217V219H218V220H214V217ZM38 217V218H37ZM45 217V218H44ZM126 219H125V218ZM193 217V218H192ZM19 218V219H18ZM129 218V219H128ZM146 218V219H145ZM203 218V219H202ZM208 218V219H207ZM213 218V219H212ZM4 219V220H3ZM50 219H55V221L53 222V223H48V222H46L47 220H50ZM120 219V220H119ZM131 219V220H130ZM205 219V220H204ZM34 220H36L35 222H34ZM142 220H144V222L142 221ZM214 220V221H213ZM141 221H142V223H141ZM179 221V222H180ZM208 221V222H207ZM210 221H212V223L210 222ZM206 222H207V224H206ZM212 224H210V223ZM137 223V224H136ZM12 224V225H11ZM13 224H14V226H13ZM136 226H135V225ZM148 224H150V223H148L147 222V226L149 227V229H152V230H150V231H152L151 232V236L153 235V233H157V230H158V227L157 226H155L154 225V228H152L153 226L152 225H148ZM205 224V225H204ZM214 224H216V225H214ZM221 224H223V225H221ZM143 225V226H142ZM206 225H207V227H206ZM231 225V224H230ZM229 225V226H230ZM13 226V227H12ZM91 226V228L92 229H94L95 228V226H97V225H95L94 223L93 224H91L90 225ZM142 226V227H141ZM210 226H213V228L212 227H210ZM219 226L221 227H226V228H224L223 230H222V227L221 228H219ZM10 227V228H9ZM94 227V228H93ZM97 227H99V226H97ZM141 227V228H140ZM218 227V228H217ZM231 227V226H230ZM14 228V229H13ZM204 228H206L208 231H209V233H207L208 231L207 230H205ZM219 230H217V229ZM157 229V230H156ZM195 229V230H194ZM200 229H202V231L200 230ZM210 229V230H209ZM216 229V230H215ZM225 229H226V231H225ZM248 229H251V227L250 228H248ZM207 231V232H205V231ZM204 231V232H203ZM213 231H216V234H215V232L213 233ZM218 231V232H217ZM222 231H224V232H222ZM14 232V233H13ZM175 232V233H174ZM190 232V233H189ZM194 232V233H193ZM212 232V233H211ZM221 232V233H220ZM229 234H228V233ZM131 233V234H130ZM178 233V234H177ZM202 233V234H201ZM205 233L206 234H209L208 235V237H207V235H205ZM118 234V233H117ZM130 234V235H129ZM134 234V235H133ZM175 234V235H174ZM182 234H183V236H186V238H188V239H186L185 237V241H184V238H181V237H183L182 236ZM217 234L219 235V236H217ZM223 234H225V235H223ZM126 235V236H125ZM127 235H129L128 237H127ZM174 235V236H173ZM181 235V236H180ZM212 237H211V236ZM222 235H223V237H222ZM228 235V236H227ZM180 238H179V237ZM214 236V237H213ZM217 236V237H216ZM226 236V237H225ZM234 236H238V238L237 237H234ZM242 236V237H241ZM15 237L17 238V239H15ZM135 239H134V238ZM156 238L158 237V236H155ZM168 237H173L172 239H171V241H167L169 238ZM216 237V238H215ZM219 237V238H218ZM229 237V238H228ZM240 237V238H239ZM119 238V237H118ZM127 238V239H126ZM132 240H131V239ZM176 238V239H175ZM179 238V239H178ZM220 240V242H219V240ZM225 238V239H224ZM230 238H232V239H230ZM255 239H256V237H254ZM5 239V240H4ZM13 239V240H12ZM14 239H15V241H14ZM175 239V240H174ZM207 239H209V240H207ZM213 239V240H212ZM250 239V238H249ZM135 240V241H134ZM176 240H178V241H176ZM182 240V241H181ZM218 240V241H217ZM221 240H222V242H221ZM224 240V241H223ZM226 240V241H225ZM230 240V241H229ZM235 240V241H234ZM10 241V242H9ZM12 241V242H11ZM83 241V243L85 242V241H88V240H82ZM130 241H132L131 243H130ZM159 241V242H158ZM175 241V242H174ZM183 241H184V243H183ZM198 241H200V242H205V243H207V247L205 246V243L203 244V243H198ZM209 241H212V243L211 242H209ZM215 241V242H214ZM236 242V243H234L233 245H232V243L233 242ZM145 242V239H141V241L139 240L135 245H136V251H137V248L138 249H140V246H138L139 244H141V243H144ZM173 242V243H172ZM187 242V243H186ZM190 242V243H189ZM194 242H195V244H194ZM218 242V243H217ZM228 242V243H227ZM230 242H232V243H230ZM239 242V243H238ZM245 242V241H244ZM263 243H260V242H258V243H256V244H252V243H250L249 244V246H248V248H256V249H260V248H262L264 245V240L262 241ZM81 243V242H80ZM177 245H176V244ZM181 243H182V245H181ZM188 243L189 244H191V246H193V244H194V246L192 247V248H195L194 249V251H193V249L191 248V246L189 245V247H188ZM196 243H198V244H196ZM210 243V244H209ZM221 243V244H220ZM222 243L226 246H224V245H222ZM227 243V244H226ZM187 244V245H186ZM203 244V245H202ZM211 244H212V248H209L210 246H211ZM216 244V245H215ZM84 245H86L85 243L84 244H82L81 243V248L80 249H82V251H84L85 252V250H84ZM164 245V247H161V246H163ZM166 245V246H165ZM172 247H171V246ZM185 245V246H184ZM214 245V246H213ZM221 245V246H220ZM256 247H255V246ZM258 245V246H257ZM138 246V247H137ZM187 246V247H186ZM197 247V249H196V247ZM201 246V247H200ZM217 246H219V248L220 249H218V247ZM228 246V247H227ZM252 246V247H251ZM168 247V248H167ZM200 247V248H199ZM240 247V248H239ZM163 248H164V250H163ZM168 250H167V249ZM186 249V251H185V249ZM217 249V251L216 250H214V249ZM162 249V250H161ZM183 249H184V251H183ZM201 249V250H200ZM203 249V250H202ZM210 249V250H209ZM213 249V250H212ZM155 250H157V251H155ZM192 250V251H191ZM207 250V251H206ZM220 250V251H219ZM239 250V251H238ZM82 251H80V252H82ZM212 251H215V253L217 254V255H211V252ZM260 251V250H259ZM164 252V253H163ZM220 252V253H219ZM226 252V253H225ZM228 253V254H227ZM84 254H86V253H84ZM160 254V255H159ZM210 254V255H209ZM23 256V257H22ZM25 256V257H24ZM166 256V257H165ZM239 256V257H238ZM178 257H180V258H178ZM182 257V258H181ZM209 257V258H208ZM207 259V260H206ZM241 259V260H240ZM252 259H254V261L252 260ZM233 260V261H232ZM195 261V262H194ZM197 261V262H196ZM214 261H215V263H214ZM235 261H237V262H235ZM247 261H252L251 263H246ZM134 262V263H133ZM136 261H127V262H125L126 264H136L135 263ZM151 262L152 261H148V263L147 262H144V264H151ZM194 262V263H193ZM245 262V263H244ZM138 264V263H137Z\"/></svg>",
    "mask_w": 264,
    "mask_h": 264
}]
</instances>
